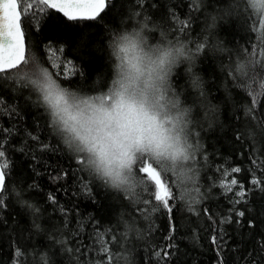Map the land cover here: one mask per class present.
Instances as JSON below:
<instances>
[{"label": "trees", "instance_id": "trees-1", "mask_svg": "<svg viewBox=\"0 0 264 264\" xmlns=\"http://www.w3.org/2000/svg\"><path fill=\"white\" fill-rule=\"evenodd\" d=\"M250 15L243 0H111L98 21L65 26L34 19L26 44L42 66L64 73L62 86L82 96L112 87V42L120 32L147 24L153 43H176L177 37L185 43L194 58L175 67L171 86L191 112L194 159L185 170L193 179L181 184L169 173L177 184L173 218L163 209L151 212L141 187L115 189L78 163L80 153L56 132L25 81L0 78V145L6 153L0 162L9 163L0 264H95L104 258L97 254V233L115 255L113 264H264V185L251 183L253 174L264 180V95L249 94L260 91L264 68H252L254 81L235 71L259 44ZM181 21L189 24L186 33L177 31ZM197 43L205 44L199 53ZM193 79L200 87L192 86ZM234 166L242 169L234 175L244 188L225 193L221 173ZM168 245L174 246L162 259Z\"/></svg>", "mask_w": 264, "mask_h": 264}, {"label": "snow or ice", "instance_id": "snow-or-ice-1", "mask_svg": "<svg viewBox=\"0 0 264 264\" xmlns=\"http://www.w3.org/2000/svg\"><path fill=\"white\" fill-rule=\"evenodd\" d=\"M243 2L245 11L250 10L251 12L252 29L257 34L259 44L253 45L248 58L244 62L238 63L235 71L239 74L238 78L248 77L254 81V77L249 76L252 68L257 64L264 68V0H243ZM110 3L111 0H0V78L6 76L25 81L26 87H30L39 94L42 106L51 117V125L57 133L64 137L65 143L70 148L76 153L84 154L78 159V163L84 164L88 168L94 163L88 158L89 153L99 154L102 152L105 157L108 155L104 147V138L99 136L101 128L96 127V125L103 124L100 114L110 115L107 108L109 101L112 102L113 110L117 105L123 108L129 103L125 100L123 92L117 91L120 82L113 80L112 87L106 93L96 96H82L76 91L69 90L62 86L60 81V77L64 73L62 71L53 73L48 67L42 66L32 53L30 42L26 45V32L28 31L27 26L38 16L65 26L98 21V18H103L102 14H105ZM194 10H198V4H194ZM144 26L147 27V24ZM188 28L189 24L181 21L177 31L186 33ZM168 43L173 44L171 40H168ZM176 44L181 46L177 49L178 52H183L186 48L185 43L181 42L179 37H177ZM204 49V43H197L195 52L199 53ZM59 50L63 51L62 48ZM188 53L187 61L191 62L194 55L189 51ZM52 67L59 68L60 65L53 63ZM25 69L27 70L25 71ZM192 86L200 87L199 81L193 79ZM169 87H172L171 84ZM248 87L251 86L248 85ZM259 87V92L253 89L249 94L256 97L264 95V80L260 81ZM114 96L118 97V100H113ZM176 99L179 103L178 95ZM257 103L258 100L254 98L253 106ZM185 111H189V109H185ZM248 111L250 113L252 109L250 108ZM145 123H148L151 131V135L147 137L143 134ZM163 131L162 122H157L155 116H150L145 111L141 119L136 122L135 127L128 126V130L122 133L127 143L122 145L118 164L119 171L114 172L112 168H108L105 175L112 178L113 187L117 189L134 192L137 186L141 187L149 197V199H144L143 203L152 205L151 212L163 209L166 210L170 218H173L174 205L171 202L176 199L174 189L177 184L176 180L170 179L169 173L180 180L181 184L191 181L193 177L188 175V171L191 169L186 171L185 164L193 160L194 156L183 149L170 155L161 150L160 145L167 139L163 136ZM5 156L6 153L0 145V158ZM253 163L256 161L254 160ZM261 164L264 165V161ZM8 169V161L2 159L0 162V205L4 204L2 196L7 191ZM241 171L239 166L223 170L219 186L225 193L232 192L237 186L241 189L244 188V185L234 175ZM228 177L231 178L228 179ZM251 183L264 185V180L256 179L253 174ZM261 191H264V187H261ZM235 195L243 198L245 192L237 191ZM49 200L55 202V198L51 195ZM239 202V200L233 201V203ZM205 212L207 213V209ZM238 216H244V212H239ZM173 231L174 228L170 226V232ZM101 236L102 234L97 233V242L100 244L97 254L104 258L96 260L95 264H113L115 255L111 254L110 248ZM167 238L171 240L173 237L169 235ZM115 240L116 237L113 236L112 241L115 242ZM213 242L215 243V238ZM173 246L168 245L162 249V259L169 257L168 248ZM155 255L159 258L161 254L156 252ZM43 264H47L46 260H43Z\"/></svg>", "mask_w": 264, "mask_h": 264}, {"label": "clouds", "instance_id": "clouds-1", "mask_svg": "<svg viewBox=\"0 0 264 264\" xmlns=\"http://www.w3.org/2000/svg\"><path fill=\"white\" fill-rule=\"evenodd\" d=\"M146 29L141 25L122 31L112 42L114 80L120 82L117 91L123 92L129 103L123 108L117 105L113 110L112 102H108L110 115L100 114L103 124L96 125L101 128L99 136L104 138L108 155L105 157L102 152L88 154V158L94 161L89 168L111 187L112 178L105 172L108 168L119 171L122 145L127 143L122 133L128 130V126L135 127L145 111L163 124V136L167 139L160 145L161 150L169 155L181 149L189 154L192 151L189 139L191 112L185 111L188 108L180 97L177 103V95L169 87L175 67L187 61L189 53L186 48L178 52L181 46L169 44L166 39L153 43ZM113 100L118 97L114 96ZM143 134L146 137L151 135L148 123L144 124Z\"/></svg>", "mask_w": 264, "mask_h": 264}, {"label": "rangeland", "instance_id": "rangeland-1", "mask_svg": "<svg viewBox=\"0 0 264 264\" xmlns=\"http://www.w3.org/2000/svg\"><path fill=\"white\" fill-rule=\"evenodd\" d=\"M80 156H81V157H83V156H84V154H80Z\"/></svg>", "mask_w": 264, "mask_h": 264}, {"label": "water", "instance_id": "water-1", "mask_svg": "<svg viewBox=\"0 0 264 264\" xmlns=\"http://www.w3.org/2000/svg\"><path fill=\"white\" fill-rule=\"evenodd\" d=\"M54 11V10H53ZM62 15V14H61ZM27 45V44H26Z\"/></svg>", "mask_w": 264, "mask_h": 264}]
</instances>
